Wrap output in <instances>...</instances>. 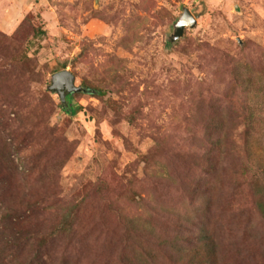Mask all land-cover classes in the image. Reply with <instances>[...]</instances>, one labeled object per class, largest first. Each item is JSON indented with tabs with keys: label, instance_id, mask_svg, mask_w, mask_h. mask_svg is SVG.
Masks as SVG:
<instances>
[{
	"label": "rangeland",
	"instance_id": "1",
	"mask_svg": "<svg viewBox=\"0 0 264 264\" xmlns=\"http://www.w3.org/2000/svg\"><path fill=\"white\" fill-rule=\"evenodd\" d=\"M0 138V264H264V0H0Z\"/></svg>",
	"mask_w": 264,
	"mask_h": 264
},
{
	"label": "trees",
	"instance_id": "2",
	"mask_svg": "<svg viewBox=\"0 0 264 264\" xmlns=\"http://www.w3.org/2000/svg\"><path fill=\"white\" fill-rule=\"evenodd\" d=\"M71 99H72V95H69L66 98V103L68 104V106H64V104H63V106H64L63 109H65V112H67V113H74L75 114L76 111L73 108H71L72 107L71 106ZM226 136L227 135H225V134L224 135L219 134V136H218V142L216 144V149L218 150V153H217V155H215L216 157H214V161L222 159L224 157H227V153L231 154L235 151L233 148L234 143L231 145V147L226 145V140H225ZM247 143H248V141L245 142V145H247ZM2 151L3 150H0V163H2V161L5 158H7L5 150H4V152H2ZM213 153H214V150H211L208 153V157H213ZM214 167H215L216 171L219 170V167L217 164ZM215 169H213V171L216 174ZM68 218H69V216L64 218L66 220V222H68ZM131 234H132V236L136 235L135 240H137V245L132 246L133 258H134L133 264H142V263L143 264H150V262H151V260H153V258L148 256L147 254H152V253L156 254L155 247H154V240L151 241V236L154 239H155V236H153L152 234L146 235L142 230L136 229V231H133V232H130L129 234H127V236H128L127 239L128 238L130 239ZM137 246L139 248H141V250L144 253L139 252L137 249Z\"/></svg>",
	"mask_w": 264,
	"mask_h": 264
},
{
	"label": "water",
	"instance_id": "3",
	"mask_svg": "<svg viewBox=\"0 0 264 264\" xmlns=\"http://www.w3.org/2000/svg\"><path fill=\"white\" fill-rule=\"evenodd\" d=\"M194 24L196 25V22L192 17V14L188 10H186L184 16L176 26L174 40H179L183 36L185 29L187 27H193ZM74 83L75 78L73 77V75L68 71H65L54 76L53 86L51 87V90L60 96L63 103H66V94L71 95L72 93L82 91L81 89H76Z\"/></svg>",
	"mask_w": 264,
	"mask_h": 264
}]
</instances>
